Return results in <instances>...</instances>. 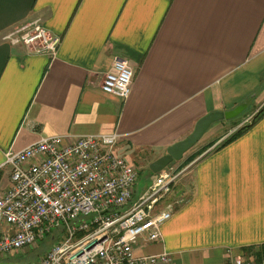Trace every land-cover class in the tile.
Segmentation results:
<instances>
[{"label":"crops","instance_id":"0c3cea01","mask_svg":"<svg viewBox=\"0 0 264 264\" xmlns=\"http://www.w3.org/2000/svg\"><path fill=\"white\" fill-rule=\"evenodd\" d=\"M35 21L61 39L55 55L8 39ZM116 58L133 71L127 100L102 90ZM253 94L247 117L214 124L172 165L187 171L160 206L173 217L160 240H139L138 256L264 257V116L221 146L264 107V0H0V195L11 181L6 152L54 136L119 134L117 154L139 178L149 172L148 186L151 164L201 118Z\"/></svg>","mask_w":264,"mask_h":264},{"label":"built area","instance_id":"2783aa9c","mask_svg":"<svg viewBox=\"0 0 264 264\" xmlns=\"http://www.w3.org/2000/svg\"><path fill=\"white\" fill-rule=\"evenodd\" d=\"M8 39L32 52L55 55L61 39L40 21L21 26ZM133 71L116 58L105 74V94L127 100ZM238 128L252 123L258 113ZM237 131V130H236ZM120 135L54 136L21 151L9 150V188L0 195V262H13L48 236L61 237L36 264H170L171 255L137 256L140 239L162 238L173 206L161 208L187 172L170 166L155 174L140 194L139 173L116 152ZM228 264H264L233 258Z\"/></svg>","mask_w":264,"mask_h":264},{"label":"water","instance_id":"95a60500","mask_svg":"<svg viewBox=\"0 0 264 264\" xmlns=\"http://www.w3.org/2000/svg\"><path fill=\"white\" fill-rule=\"evenodd\" d=\"M247 109L246 104H242L229 112H215L210 113L201 118L193 131V133L185 140L174 144L167 150V155L161 157L150 166V170L153 174H158L170 167L174 163L180 162L184 155L190 150L196 147L203 139L209 129L216 123L223 122L225 120H231L237 118L243 114ZM215 147V146H214ZM213 147V148H214ZM0 264H21L15 262H0ZM31 264V263H26Z\"/></svg>","mask_w":264,"mask_h":264},{"label":"rangeland","instance_id":"374dc122","mask_svg":"<svg viewBox=\"0 0 264 264\" xmlns=\"http://www.w3.org/2000/svg\"><path fill=\"white\" fill-rule=\"evenodd\" d=\"M258 96H256V94H253L251 96V99L248 100V102H246L245 104L247 105V109L243 112V116L244 118L248 116L249 113H251L253 111V107H254V101ZM264 106V105H263ZM260 110V109H259ZM241 115V116H242ZM249 118V117H248ZM248 118H246L245 120H247ZM244 120V121H245ZM238 130V129H237ZM236 131V130H235ZM233 134V132H232ZM197 148V147H195ZM199 148V147H198ZM195 150V149H194ZM174 165V164H173ZM172 166V165H171ZM148 175L149 172L147 170H142L141 174H140V178H139V183H138V189L140 194L144 191V189H146V184L145 181L146 179H148ZM61 237L55 236V238H53V236L47 237L43 242H40L38 247L32 251H30V256H29V260L31 261V264H36L38 262V260L46 255L47 252H49V250H51L53 248V246L58 242V240H60ZM138 256V255H137ZM140 256V255H139ZM11 262V261H10ZM26 264V263H25Z\"/></svg>","mask_w":264,"mask_h":264},{"label":"trees","instance_id":"16d2710c","mask_svg":"<svg viewBox=\"0 0 264 264\" xmlns=\"http://www.w3.org/2000/svg\"><path fill=\"white\" fill-rule=\"evenodd\" d=\"M263 116H264V107H262L259 110V112L255 115V117L252 120V124L251 125H246V126L240 128V129H238L233 135H231L229 138H227L225 141H223V143L221 144V146H224L225 144L229 143L230 141L236 139L238 136H240L241 134H243L248 128H250L251 126H253Z\"/></svg>","mask_w":264,"mask_h":264},{"label":"flooded vegetation","instance_id":"af4514ba","mask_svg":"<svg viewBox=\"0 0 264 264\" xmlns=\"http://www.w3.org/2000/svg\"><path fill=\"white\" fill-rule=\"evenodd\" d=\"M29 256L30 255H26L25 257L19 259V260H15L13 262L15 263H21V264H25V263H31V261L29 260Z\"/></svg>","mask_w":264,"mask_h":264}]
</instances>
